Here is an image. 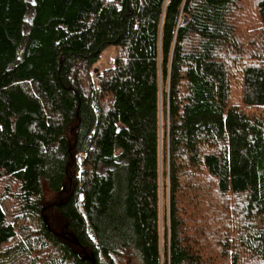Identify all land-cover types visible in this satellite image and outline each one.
Returning a JSON list of instances; mask_svg holds the SVG:
<instances>
[{"label": "trees", "instance_id": "trees-1", "mask_svg": "<svg viewBox=\"0 0 264 264\" xmlns=\"http://www.w3.org/2000/svg\"><path fill=\"white\" fill-rule=\"evenodd\" d=\"M126 253L264 264V0H0V264Z\"/></svg>", "mask_w": 264, "mask_h": 264}, {"label": "rangeland", "instance_id": "rangeland-1", "mask_svg": "<svg viewBox=\"0 0 264 264\" xmlns=\"http://www.w3.org/2000/svg\"><path fill=\"white\" fill-rule=\"evenodd\" d=\"M114 50H113V47H110V48H107L106 50H104V52L102 53L101 57H100V60L98 61L97 64H95L92 68V71H91V76H92V80L93 82L96 84V81H97V77L103 73V71L105 69H107L108 67H110L112 61H113V58H114ZM43 194H44V203H51V201H54L55 200V197L53 194L50 193V191H48L45 186L43 185ZM212 201L215 203V204H208L207 205V208L210 207H216L217 209L219 208V206H217V202H218V196H214L213 195V199ZM12 204L11 205H7L5 203V209H6V212L7 213H10L12 211ZM206 208V206H205ZM231 209V208H230ZM232 211V210H230ZM6 219L8 222H10V216H6ZM38 223V222H37ZM33 222V225L32 227L33 228H37L38 224ZM210 244V243H209ZM214 246H211V250L212 252L215 254V255H219V248H218V243H215L213 244ZM231 254H234L233 252L230 251ZM230 254V255H231ZM242 255L244 254H238V258H240ZM126 258L123 259V262H121L120 264H140L139 261L137 260V258H135L134 256H132L131 253H126ZM242 259L245 260V264H262V263H259L257 261H254L252 258L250 259V261H248L246 258H244V256L242 257Z\"/></svg>", "mask_w": 264, "mask_h": 264}, {"label": "bare ground", "instance_id": "bare-ground-1", "mask_svg": "<svg viewBox=\"0 0 264 264\" xmlns=\"http://www.w3.org/2000/svg\"><path fill=\"white\" fill-rule=\"evenodd\" d=\"M119 252H120V251H119ZM119 252H118V253H119ZM101 253H102V252H101ZM116 255H117V254H116ZM112 262H113V261H112ZM111 264H112V263H111Z\"/></svg>", "mask_w": 264, "mask_h": 264}]
</instances>
